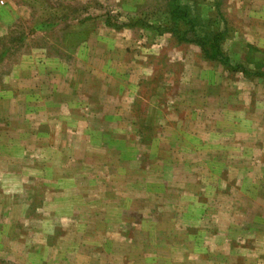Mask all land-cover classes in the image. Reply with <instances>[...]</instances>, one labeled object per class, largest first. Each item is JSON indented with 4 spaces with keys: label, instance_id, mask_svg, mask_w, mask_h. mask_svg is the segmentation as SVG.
I'll use <instances>...</instances> for the list:
<instances>
[{
    "label": "rangeland",
    "instance_id": "374dc122",
    "mask_svg": "<svg viewBox=\"0 0 264 264\" xmlns=\"http://www.w3.org/2000/svg\"><path fill=\"white\" fill-rule=\"evenodd\" d=\"M164 3L0 0V264H264V0Z\"/></svg>",
    "mask_w": 264,
    "mask_h": 264
},
{
    "label": "trees",
    "instance_id": "16d2710c",
    "mask_svg": "<svg viewBox=\"0 0 264 264\" xmlns=\"http://www.w3.org/2000/svg\"><path fill=\"white\" fill-rule=\"evenodd\" d=\"M164 10L166 19L170 25L160 26V31L170 32L178 41L197 45L205 59L215 61L225 66L228 70H241L247 72L244 65L230 63V59L223 53L221 46L224 40L220 31H208L200 20V16L194 15L191 10L190 0H165ZM255 52L254 48H249ZM247 66L254 70H264L259 61H249L247 57L243 60ZM264 76V74H263Z\"/></svg>",
    "mask_w": 264,
    "mask_h": 264
}]
</instances>
